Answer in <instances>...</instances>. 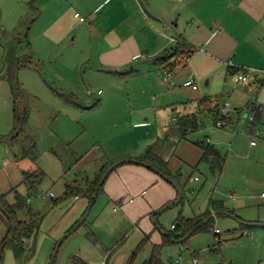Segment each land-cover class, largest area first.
<instances>
[{
    "label": "rangeland",
    "instance_id": "1",
    "mask_svg": "<svg viewBox=\"0 0 264 264\" xmlns=\"http://www.w3.org/2000/svg\"><path fill=\"white\" fill-rule=\"evenodd\" d=\"M37 14L38 9L29 5V0H0V135L12 136L18 131L14 127L15 93L8 69L11 60L22 56L17 54L28 52L29 40L30 45H35L36 41H31L29 37L26 42L24 38L18 40L17 36L25 34L28 20ZM36 18L38 15L30 24L36 21L34 27L39 23L44 25L43 17ZM51 19L47 14L45 23ZM68 42H71L69 37L43 47L37 44L34 46L37 51L32 55L34 63L21 66L17 71L18 91L28 116L21 125L19 135L0 142V166H5L6 159H13L15 152L28 149L35 143L38 157L36 160L30 158L31 165L43 169L46 175L29 192L28 198V206L41 213L39 228L27 240L21 258L17 257L14 249L6 246L0 264H75L73 256H80L89 264H128L136 247L146 236L148 239L133 260V264H143L151 254L153 241L160 239L161 231L156 220L162 229L173 230V222L204 212L214 199L223 200L235 210L237 220L226 214H212L214 227L195 232L186 243L163 246L162 260L169 264H192V256L197 254V264H261L264 260V230L258 226L250 228L254 234L263 233L262 237L251 239L241 235L239 227L241 222L253 223L264 218V163L257 161L248 166L249 161L258 160V157L251 152L249 156L245 154L244 141L249 138L247 126L243 128L235 122L228 121L227 126L216 124L225 129L218 132L217 138L221 141L215 144L226 159L222 171L211 172L204 160L196 167L182 163L177 177L180 194L176 189L178 194L169 206L147 213L141 221H135L125 213L128 210L132 214L133 205L126 206V203L130 198L134 200L140 192L131 190V187L121 195L122 201L99 194L91 208H88L90 199L87 195H72L57 204L53 203V199L63 194L67 182L93 178L108 161L106 152L111 155L123 152L132 141L138 140V133L128 131L131 111L122 104V95L129 91L128 87L141 89L145 82H140L138 76L126 78L103 72H93L91 76L90 70L85 68L87 63L74 76L67 66L80 64L78 50L68 48ZM70 85L75 86L72 94L69 92L72 90ZM70 95L74 97L72 102ZM76 101L88 107L79 106ZM243 113L247 118L248 111ZM176 114L170 115L173 116L168 127L170 142L156 146V150L166 155L168 145H175L176 121L173 118ZM211 120L212 114L206 113L202 117L204 127L189 137L193 140L204 138L205 132L212 129L209 125ZM233 132L237 133L234 141L231 140ZM195 176L200 180L191 179ZM18 182L13 180L12 186ZM18 188L23 194L27 191L24 184ZM47 191H53L54 195L43 197ZM7 197L9 202L14 201L13 192ZM155 211L159 212L154 217ZM18 216L28 218L26 212H19ZM81 220L84 221L56 251L63 235ZM147 226L148 229L144 228ZM6 228L7 224L0 216V241L6 236ZM215 228L220 229L219 236L215 235Z\"/></svg>",
    "mask_w": 264,
    "mask_h": 264
},
{
    "label": "crops",
    "instance_id": "2",
    "mask_svg": "<svg viewBox=\"0 0 264 264\" xmlns=\"http://www.w3.org/2000/svg\"><path fill=\"white\" fill-rule=\"evenodd\" d=\"M29 5L38 9L36 19L43 17L44 25L39 23L34 27L36 21L33 25L30 24L37 15L28 20L29 25L25 33L27 38L36 42L35 45H30L29 40L28 52L17 56L27 53L34 55L37 51L34 46L37 44L43 47L69 37L71 42H68V48L78 50L80 63L78 66L67 64L70 68L68 70H71L74 76H77L78 69L87 63L85 68L90 70L91 76L93 72H103L126 78L138 76L140 82L145 80L141 89L133 90L128 87L129 91L122 95V104L131 111L128 131L138 133L139 136L138 140L132 141L123 152L113 155L106 152L108 160L126 161L110 171L102 192L111 200L122 201L121 195L125 190H130L129 187L131 190L140 191L134 200L130 198L126 203V206L133 205L132 214L128 210L125 213L135 221H141L147 213L170 203L176 198L179 190L160 172L132 159L139 160L138 158L151 148L167 161L171 173L177 174L182 163L196 167V164L202 161V144H210L218 149L224 158V165L225 156L215 145L221 141L217 138L218 132L225 130L216 125L221 106L225 101H231L233 109L230 111L229 122H235L243 128H248L249 125L248 115L245 118L244 111L247 110L249 114L254 104L264 108V0H29ZM148 9L158 17L153 16ZM76 12L85 16L86 20L82 21L75 16ZM47 14L52 19L45 23ZM17 38L20 40L23 37L20 35ZM179 42L194 50L185 64L175 69L178 84L171 85L164 81L165 65L159 59L156 60V57L171 53ZM240 68L246 70L248 80H236V72ZM188 77L193 79V83L182 85V81ZM70 87L72 90L69 92L72 94L75 86ZM77 104L88 107L80 102ZM134 111L135 119L132 115ZM175 112V145H168L166 155L160 152L161 150H156V146L170 142L169 120L173 117L170 115ZM206 113L212 114L209 123L212 129L205 132L204 138L193 140L189 135H194L195 131L204 127L202 117ZM186 116L196 117L197 128L191 130L186 126L183 128L185 132L182 131L181 127L185 126L180 118L186 120ZM255 125L261 130L257 143H250L253 135L246 130L249 138L244 141V149L247 156L251 152L258 160L249 161L248 166L257 161L264 163L263 114L257 118ZM235 134L237 133L233 132V141L237 137ZM16 153L18 152L14 153L13 159H6L5 166H0V193L6 195L13 192L14 187L19 190L18 186L24 184L23 171L43 170L32 166L29 156L21 157ZM204 161H207L211 169L209 160ZM223 165L221 168L211 169V172H221ZM13 180L19 182L12 186ZM199 180L200 178L194 181ZM232 195L235 199V195ZM213 201L222 202L226 210L220 213L213 210L212 214H226L237 220L235 210L228 207L223 200ZM0 216L7 224V232V219L4 213ZM173 224L174 222L171 224L172 229ZM253 226L264 230V218H259L253 223L241 222L240 234L251 239L262 237V231L256 234L250 231ZM144 228L148 229L149 226ZM159 230L160 239L153 243H161L163 233L171 231L160 228ZM187 235L188 233L181 240ZM261 264H264V260Z\"/></svg>",
    "mask_w": 264,
    "mask_h": 264
},
{
    "label": "trees",
    "instance_id": "3",
    "mask_svg": "<svg viewBox=\"0 0 264 264\" xmlns=\"http://www.w3.org/2000/svg\"><path fill=\"white\" fill-rule=\"evenodd\" d=\"M22 37L26 39V42H28L27 33H25ZM193 50L194 49L190 48L188 45H184V43L179 42L178 46L175 47L174 51L166 54L165 56L156 57V60L159 59L160 62L165 65V67L175 71L177 67L185 64L186 59L191 55V52ZM32 63H34L33 57L30 53H27L19 57L18 59L11 60L9 64V69H8L9 81L13 86L15 93L14 106H13L14 127L15 130L19 128V130L15 132L16 134L14 133L15 135L13 134L12 136H17L20 134V131L22 130L21 125L28 116L27 108L22 105L21 95L18 91L19 81L17 79V71L21 66H27V65L29 66ZM70 98L71 99L69 100L72 102L74 99L73 95H70ZM259 107L260 106L257 104L251 106V108H256V109H259ZM260 116H261V112L258 111L256 120ZM184 118L187 119L184 120L183 118L182 119L180 118V121H182V125L185 126V127H181L182 129L186 128V126L189 127L191 130L197 128L198 121L195 116L192 117L186 116ZM184 130L185 129H183L182 131L185 132ZM12 136L2 135L0 136V141H4V140L7 141ZM202 147L204 148V151L201 156V160H209V162L211 163L212 170H215L216 168H221L223 165L224 158L221 156L218 149L210 144H202ZM37 151H38L37 144L32 143L28 149H22V151H19L16 154H18L21 157L29 156L33 160H36L38 157ZM138 159L146 162L150 168L158 170V172L163 174L168 180H171L176 185V187H178V190H180L179 185L174 181V180L177 181L179 172H177V174L171 173V171L167 167V161L162 157H160L155 152H153L151 148L148 149L146 153L142 157H139ZM120 160L126 161V159H120ZM120 160L111 159L106 161L102 165L100 171L96 173L93 176V178L84 177L83 180L73 179V181L67 182L65 184V190L63 194L53 199V203L57 204L61 200L72 195L75 196L87 195L90 199V204L88 208H91V206H93V204L95 203L97 196L101 194L104 190V183L106 180V178H104L105 173L113 163ZM45 175L46 173L43 170L39 172L23 171L24 179L22 182L26 185L27 192L23 194L22 192L17 190L16 187H14L13 192L15 198L13 202L8 201V197L5 193H0V209L4 213L8 222V229L6 232V236L0 241V254H1L0 263L2 260L3 250L6 246L14 249L17 257L21 258L22 254L26 249L27 240L39 228L41 213L39 211L33 210L30 206H28V198H29V192L34 190L39 185V183L41 182V180ZM101 181L102 183L100 185ZM168 204L164 205L162 208L165 209ZM213 210L220 213L221 211H225L226 209L222 202L211 201L209 208L206 211H204L201 215L191 218H180L177 221V223L174 222L175 225L174 229L171 230L170 232L163 233L162 242L152 244L151 254L148 258L144 260L143 264H167L161 258V248L167 244H172L178 241L185 242L195 232H198L200 230H207L214 227V218L212 217ZM19 212H26L28 218H24L25 220L20 218L18 216ZM158 212L159 211L154 212V217ZM156 224L161 230H163L160 224L157 222V220H156ZM71 230H73V228H71ZM214 232L215 235L217 236L220 235V233H218L217 231L214 230ZM186 233H188V235L181 240V238ZM147 239L148 238L146 236L143 237L141 242L136 247V250L133 252L128 264H133V260L137 254L138 249H141V246L146 242ZM73 260L75 264H89L80 256H73Z\"/></svg>",
    "mask_w": 264,
    "mask_h": 264
},
{
    "label": "built area",
    "instance_id": "4",
    "mask_svg": "<svg viewBox=\"0 0 264 264\" xmlns=\"http://www.w3.org/2000/svg\"><path fill=\"white\" fill-rule=\"evenodd\" d=\"M75 16L79 17L82 21L86 20V17L83 16L80 12H76ZM164 81L170 83L171 85H176L178 84V80L175 77L174 71L168 69L167 67L164 68ZM236 79L237 80H248V74L244 68H240L236 72ZM193 83V79L191 77H188L182 81V85H191ZM233 108L232 103L230 101H225L224 104L220 108V117L216 120L217 125H222L226 126L229 121V114L230 110ZM261 112V114L264 115V108L259 107V109L256 108H251L250 112L248 114V119H249V125L247 130L250 131V133L253 135V138L251 139L250 143L251 144H256L257 143V138L261 134V130L255 125V120L257 116V112ZM193 180L199 179L198 176H195L194 178H191ZM145 192V191H144ZM54 192L53 191H47L46 193L43 194V197L47 196H53ZM214 215V214H213ZM215 216V215H214ZM173 226H175L173 224ZM215 231L218 233L220 232L219 228H215ZM192 264H197L198 263V256L197 254H194L191 259Z\"/></svg>",
    "mask_w": 264,
    "mask_h": 264
},
{
    "label": "water",
    "instance_id": "5",
    "mask_svg": "<svg viewBox=\"0 0 264 264\" xmlns=\"http://www.w3.org/2000/svg\"><path fill=\"white\" fill-rule=\"evenodd\" d=\"M148 11L153 15V16H157V15H154L149 9H148ZM158 17V16H157ZM160 18V17H159ZM88 88H90V86L88 85ZM18 130H19V128H18ZM133 161H136V162H139V163H141V164H143V165H147V166H149L146 162H144V161H141V160H136V159H132ZM123 162V160H120V161H117V162H115V163H113L110 167H109V169L107 170V172L105 173V175H104V178H106L107 176H108V174H109V172L113 169V168H115L118 164H120V163H122ZM155 170V169H154ZM156 171H158V170H156ZM162 176H164L163 174H162ZM165 177V176H164ZM103 178V179H104ZM166 178V177H165ZM167 179V178H166ZM171 181V180H170ZM172 182V181H171ZM101 183H102V181L100 182V185H101ZM30 194V193H29ZM179 194H180V191H179ZM169 206V205H168ZM83 220H81V222H82ZM81 222H79L77 225H75L74 227H73V230H75L80 224H81ZM73 230H71V231H68V232H66L64 235H63V237L61 238V240L59 241V243L57 244V247H56V251L58 250V248H59V246H60V244L62 243V241L73 231ZM190 234V233H189ZM55 251V252H56ZM55 256V254L53 255V257ZM0 257H1V254H0Z\"/></svg>",
    "mask_w": 264,
    "mask_h": 264
}]
</instances>
